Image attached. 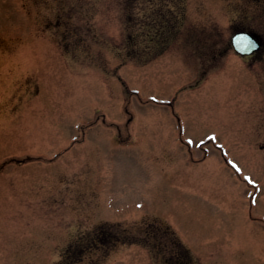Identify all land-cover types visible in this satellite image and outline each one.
<instances>
[{"label": "rangeland", "instance_id": "374dc122", "mask_svg": "<svg viewBox=\"0 0 264 264\" xmlns=\"http://www.w3.org/2000/svg\"><path fill=\"white\" fill-rule=\"evenodd\" d=\"M240 29L264 0H0V264H264Z\"/></svg>", "mask_w": 264, "mask_h": 264}, {"label": "water", "instance_id": "95a60500", "mask_svg": "<svg viewBox=\"0 0 264 264\" xmlns=\"http://www.w3.org/2000/svg\"><path fill=\"white\" fill-rule=\"evenodd\" d=\"M231 44L240 54H249L260 46L255 36L247 32L235 33L231 38Z\"/></svg>", "mask_w": 264, "mask_h": 264}, {"label": "flooded vegetation", "instance_id": "af4514ba", "mask_svg": "<svg viewBox=\"0 0 264 264\" xmlns=\"http://www.w3.org/2000/svg\"><path fill=\"white\" fill-rule=\"evenodd\" d=\"M73 13L76 14V10H74ZM72 17H76V16L72 15V13L70 14V16H67V17H66V16H60V15H59V16H58L57 23L59 24L61 20H63V22H64L67 18L70 19V18H72ZM65 22H66V21H65ZM242 30H243V29H240V30H238V31H242ZM244 30H246V31H250V32H251V30H249V29H244ZM236 32H237V31H236ZM252 32H253V31H252ZM254 33H255V32H254ZM255 35H256V37H257V39H258V41H259L260 46H259L257 49L253 50V52H252L251 54L241 55V54L236 53L232 48H231V49L235 52V54H236L237 56L241 57L243 60H246V61H253V60L257 59L258 56L264 58V55L262 54V52H264V48H263L264 43H263V41H262V39H261L260 36H258L256 33H255ZM256 61H257V60H256Z\"/></svg>", "mask_w": 264, "mask_h": 264}]
</instances>
